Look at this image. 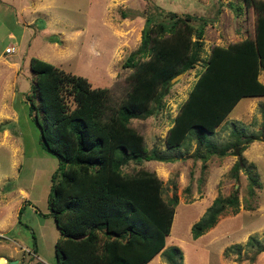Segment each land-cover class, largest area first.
Masks as SVG:
<instances>
[{
  "label": "rangeland",
  "instance_id": "1",
  "mask_svg": "<svg viewBox=\"0 0 264 264\" xmlns=\"http://www.w3.org/2000/svg\"><path fill=\"white\" fill-rule=\"evenodd\" d=\"M165 12L190 15V24L203 28V35L194 67L169 82L160 103H151L150 115L128 124L142 137L147 153L172 160H129L122 172H151L161 180L164 201L177 197L163 251L146 264H264V139L245 143L241 151L243 165L254 167L256 186L243 168L233 171L237 156L198 157L205 154V142L219 148L235 140L234 132L263 137L264 95L239 99L201 145L191 132L177 148L167 149L164 143L211 47L253 36L255 13L241 0H0V264H55L53 245L59 237L47 200L61 165L42 148L35 110L29 106L33 99H26L32 81L29 58L106 88L108 105L117 106L134 69L122 64L125 57L138 47L145 26L169 24ZM7 46L14 50L4 52ZM257 78L264 83V63ZM234 189L237 209L227 208L213 227L193 239L190 226L215 197L225 198ZM175 247L181 259H169Z\"/></svg>",
  "mask_w": 264,
  "mask_h": 264
},
{
  "label": "trees",
  "instance_id": "2",
  "mask_svg": "<svg viewBox=\"0 0 264 264\" xmlns=\"http://www.w3.org/2000/svg\"><path fill=\"white\" fill-rule=\"evenodd\" d=\"M242 1L255 13L253 36L211 47L166 131L167 149L179 147L190 132L201 145L239 99L264 95V83L257 78L264 63V0ZM120 16L125 17L122 12ZM165 17L169 24L145 26L138 47L125 57L122 64L134 69L129 90L117 106L108 105L106 88L92 87L85 78L36 57L28 60L32 81L26 99H33L29 106L35 110L42 148L61 165L47 200L59 233L53 245L55 264H146L163 251L177 197L164 201L155 174H127L121 166L137 159L172 160L147 153L142 137L128 125L131 118L150 115L151 103H160L170 79L199 60L203 28H194L188 14L165 12ZM234 133L235 140L219 148L205 142V154L198 157L206 161L211 154L235 155L233 171L243 168L256 186L254 167L243 165L241 151L245 143L264 136ZM237 205L235 189L225 198L215 197L190 226L191 237L202 235L227 208L234 211ZM244 206L249 208L246 202ZM172 255L181 259L176 247L169 250V259Z\"/></svg>",
  "mask_w": 264,
  "mask_h": 264
},
{
  "label": "built area",
  "instance_id": "3",
  "mask_svg": "<svg viewBox=\"0 0 264 264\" xmlns=\"http://www.w3.org/2000/svg\"><path fill=\"white\" fill-rule=\"evenodd\" d=\"M13 50H14L13 46H7L4 48V52H6V53L12 52Z\"/></svg>",
  "mask_w": 264,
  "mask_h": 264
},
{
  "label": "water",
  "instance_id": "4",
  "mask_svg": "<svg viewBox=\"0 0 264 264\" xmlns=\"http://www.w3.org/2000/svg\"><path fill=\"white\" fill-rule=\"evenodd\" d=\"M181 73H178L177 75H175L173 78H171L170 79V82L172 81V80H174V79H176L177 78V76H179Z\"/></svg>",
  "mask_w": 264,
  "mask_h": 264
},
{
  "label": "crops",
  "instance_id": "5",
  "mask_svg": "<svg viewBox=\"0 0 264 264\" xmlns=\"http://www.w3.org/2000/svg\"><path fill=\"white\" fill-rule=\"evenodd\" d=\"M227 1H228V0H227ZM229 1H230V0H229ZM241 1H242V0H241ZM242 2H243V1H242ZM243 4H244V3H243ZM244 6H245V5H244ZM202 35H203V33H202ZM202 35H201V36H202ZM2 258H3V257H2ZM3 259H4V258H3Z\"/></svg>",
  "mask_w": 264,
  "mask_h": 264
}]
</instances>
